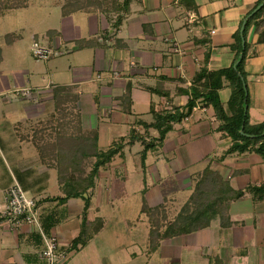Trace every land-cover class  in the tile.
<instances>
[{"label": "crops", "instance_id": "obj_1", "mask_svg": "<svg viewBox=\"0 0 264 264\" xmlns=\"http://www.w3.org/2000/svg\"><path fill=\"white\" fill-rule=\"evenodd\" d=\"M258 1L131 0L116 31L101 14L65 17L57 4L54 12L38 20L44 27L37 32L29 25L2 27L12 29L0 32V215L6 190L18 184L34 201L44 234L56 238L58 256L64 258L59 264H264V197L249 193L228 202L223 218L215 215L201 229L148 250L146 210L163 205L167 221L171 220L206 171L233 191L264 183V161L258 155L223 156L230 140L217 132L210 108L198 103L189 116L173 124L161 145L147 152L143 169L139 142L125 145L121 155L99 169L89 191L86 220L100 219L102 227L76 250L70 246L80 231L83 201H50L63 195L56 170L42 162L34 139L55 126L46 122L54 113L55 87L73 88L80 129L96 131L100 150L126 138L132 129L142 133L135 122L150 123L151 108L155 112L184 108L185 91L196 72L204 67L212 73L233 64L234 34ZM27 9L28 5L16 10ZM254 31L250 26L246 33L243 65L252 125L264 121V44L256 43ZM25 36L30 45H25ZM34 43L53 53L42 65L34 57L29 61ZM83 44L90 47L76 50ZM63 59L65 66L59 68L57 60ZM153 89L167 96L150 92ZM17 90H27L28 95L15 94ZM126 90L129 113L122 101ZM230 95L222 81L218 99L227 116ZM147 137L156 138L157 133L149 130ZM135 169L142 184L138 214L116 216L124 196L106 195V186L115 183V192L121 191L119 184ZM42 247L34 228H15L0 216V264H45L38 256Z\"/></svg>", "mask_w": 264, "mask_h": 264}, {"label": "trees", "instance_id": "obj_2", "mask_svg": "<svg viewBox=\"0 0 264 264\" xmlns=\"http://www.w3.org/2000/svg\"><path fill=\"white\" fill-rule=\"evenodd\" d=\"M262 1L257 2L244 26L234 34V45L231 49L235 51V58L229 68L212 73H208L204 67L201 68L192 78L188 91H185L188 101L184 108L173 107L160 112H155L151 108L150 123L142 120L135 122L136 127L143 130L142 133L132 129L126 138H119L104 150L98 149L95 130L81 131L78 113L74 111L77 97L73 93V88L55 87L53 89L54 113L46 122L50 126L54 122L55 128L50 129L45 136L39 137L36 134L34 139L36 138V142H39L36 147L42 162L56 170L57 184L63 195V197L52 198L50 201L63 203L71 198L83 201L80 231L71 242L70 250H76L78 246L84 245L85 241L102 227L100 219L92 223L86 220L90 205L89 191L93 188L99 169L109 164L115 156L121 155L125 145H132L134 142H139L143 147L139 155L143 169L147 152L159 147L173 124L189 116L198 103L213 111L218 122L217 132L230 140V146L223 156L254 153L264 161V121L256 125L249 122L246 74L243 70L247 52L245 38L250 26L255 27L256 43L264 44V4L253 12ZM130 2L131 0H63L60 10L65 17L76 13L101 14L111 21V28L116 31L129 13ZM26 6L24 0H0V16L7 11L26 8ZM87 47H90V44L77 46L76 50ZM222 81H225L231 90L227 103L230 116L225 114L218 99ZM151 91L160 96H167V93L163 91L154 89ZM122 101L127 106L126 112L129 113L128 90L123 95ZM149 130L155 131L157 137L147 140ZM244 193L261 199L264 197V183L258 187L233 191L226 184L221 183L217 175L206 171L197 182L192 194L171 220L167 221L163 205L146 210L150 224L149 252H153L163 240L201 229L215 215H219L220 219L223 218L227 203L239 199Z\"/></svg>", "mask_w": 264, "mask_h": 264}, {"label": "rangeland", "instance_id": "obj_3", "mask_svg": "<svg viewBox=\"0 0 264 264\" xmlns=\"http://www.w3.org/2000/svg\"><path fill=\"white\" fill-rule=\"evenodd\" d=\"M25 3L28 5L27 10H12L6 12L4 17L0 19V32H4L5 30H10L12 28L20 27L22 25L31 26L35 31L39 30L40 28L44 27V24L40 23L38 20L43 18V16H47L48 13L54 12L57 4L62 5L63 0H24ZM14 17V20H7L10 19L9 17ZM9 24H7V22ZM6 26H13L12 28H3ZM46 26V25H45ZM32 30V29H31ZM37 32V31H36ZM23 32H21L22 34ZM19 34V33H18ZM28 36V35H27ZM26 37V36H25ZM25 38V45H30V39ZM41 46V45H40ZM43 46V45H42ZM29 61H34L33 56L28 54ZM58 58V57H56ZM38 61V60H37ZM58 67H64L66 59L57 60ZM40 61V65H42ZM55 82L61 83L64 81L56 80ZM138 147L135 146L134 150H137ZM127 172L129 173V168H127ZM119 184V183H118ZM106 195H122L124 196L123 201H121L120 205L115 208L116 216L118 215H125L133 216L134 214H138V206H139V196L141 194L142 184L140 181V172L138 169H135L131 175L122 183L119 184L121 191L115 192V183H111L110 185L106 186ZM117 188V185H116ZM126 197V198H125ZM141 197V196H140ZM143 198V196H142ZM114 216V219L117 218ZM137 216V215H136ZM124 217V216H123ZM122 217V218H123ZM139 220H143V216H138ZM114 220H112L113 222ZM144 223V222H142Z\"/></svg>", "mask_w": 264, "mask_h": 264}, {"label": "built area", "instance_id": "obj_4", "mask_svg": "<svg viewBox=\"0 0 264 264\" xmlns=\"http://www.w3.org/2000/svg\"><path fill=\"white\" fill-rule=\"evenodd\" d=\"M32 56L38 61H48L53 53L51 50L41 47L38 43L32 45ZM15 94L28 95L27 90L14 91ZM5 205L1 212V218L5 219L13 227L28 226L35 229L41 238L42 249L39 258L45 264H59L63 256H58V243L55 237L46 236L40 227L35 203L28 198L18 184H12L5 192Z\"/></svg>", "mask_w": 264, "mask_h": 264}, {"label": "water", "instance_id": "obj_5", "mask_svg": "<svg viewBox=\"0 0 264 264\" xmlns=\"http://www.w3.org/2000/svg\"><path fill=\"white\" fill-rule=\"evenodd\" d=\"M263 4H264V0L262 1V3H261L258 7L255 8V10H254L253 12H256V11H257V10L263 5ZM243 26H244V25H243ZM243 26H242V27H243Z\"/></svg>", "mask_w": 264, "mask_h": 264}]
</instances>
